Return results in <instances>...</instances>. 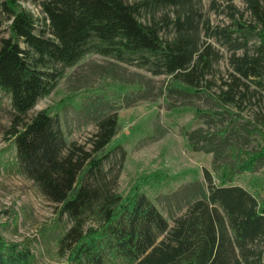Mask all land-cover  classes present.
Here are the masks:
<instances>
[{
	"label": "trees",
	"instance_id": "16d2710c",
	"mask_svg": "<svg viewBox=\"0 0 264 264\" xmlns=\"http://www.w3.org/2000/svg\"><path fill=\"white\" fill-rule=\"evenodd\" d=\"M15 1L2 3L6 18L13 20V36L0 46V90L14 111L5 137L15 147L23 174L72 222L59 241L67 264H108L110 255L128 264H264V202L233 184L235 173L255 171L264 150L235 170L218 173L219 184L203 169L208 196L170 227L145 193L125 199L118 193L126 160L121 146L115 148L122 150L117 169L104 168L115 150L98 156L116 135V113L101 119L85 144L67 143L58 116L40 111L28 118L65 69L89 53L126 63L138 60L155 76L172 75L198 89L217 61L204 36L234 52L231 80L220 97L238 105L249 82L264 83V0H246L254 24L247 26L234 12L235 29L213 27L203 13V0H40L42 19L27 10L17 12ZM168 9L173 16L156 17ZM144 12L151 17L147 23L139 18ZM251 36L260 41L253 54ZM0 264H33L32 252L0 235Z\"/></svg>",
	"mask_w": 264,
	"mask_h": 264
},
{
	"label": "rangeland",
	"instance_id": "374dc122",
	"mask_svg": "<svg viewBox=\"0 0 264 264\" xmlns=\"http://www.w3.org/2000/svg\"><path fill=\"white\" fill-rule=\"evenodd\" d=\"M4 1L0 0V46L2 39L13 36V20L2 10ZM126 1L134 4L142 0ZM39 2L16 0L14 8L42 19ZM234 12L247 26L254 24L246 0H203V13L213 27L235 29ZM165 14L173 16L168 9L156 17ZM139 18L147 23L151 17L144 12ZM202 38L214 50L217 61L198 89L172 75L155 76L138 60L126 63L89 53L67 67L54 91L28 113V118L40 111L58 116L68 144H85L97 132L100 120L116 113V135L98 156L121 146L126 160L118 193L124 199L145 193L170 227L193 203L208 196L203 169H209L219 184L218 173L235 170L238 163L264 150V83L249 82L250 90L238 105L224 103L220 94L227 89L225 82L231 80L234 52L216 38ZM259 42L256 36L249 38L250 54ZM236 54L241 56L243 51ZM13 115L10 97L0 90V235L29 248L33 264H67L68 254L60 250L59 241L72 222L23 174L15 147L5 137ZM121 153V149L115 150L104 168L117 169ZM233 184L263 203L264 158L256 163L254 172L235 173ZM107 262L128 264L114 255Z\"/></svg>",
	"mask_w": 264,
	"mask_h": 264
}]
</instances>
